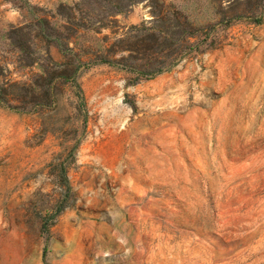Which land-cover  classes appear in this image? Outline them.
I'll list each match as a JSON object with an SVG mask.
<instances>
[{"label":"rangeland","instance_id":"obj_1","mask_svg":"<svg viewBox=\"0 0 264 264\" xmlns=\"http://www.w3.org/2000/svg\"><path fill=\"white\" fill-rule=\"evenodd\" d=\"M0 264H264V0H0Z\"/></svg>","mask_w":264,"mask_h":264},{"label":"trees","instance_id":"obj_2","mask_svg":"<svg viewBox=\"0 0 264 264\" xmlns=\"http://www.w3.org/2000/svg\"><path fill=\"white\" fill-rule=\"evenodd\" d=\"M100 61L102 63L117 64L119 67H127V65H124L123 63L119 62L118 60H111L110 57H103L102 56L100 58ZM146 66H148V65H144L143 67H140V68H134L133 70L136 71V74L138 75V77L142 76V77H147V78L158 75L165 70L163 67L153 68V69L149 68L148 69ZM168 67L170 68V64L168 65ZM68 78H69V76H68Z\"/></svg>","mask_w":264,"mask_h":264}]
</instances>
